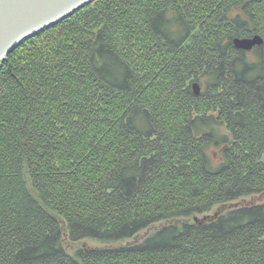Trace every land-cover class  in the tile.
I'll list each match as a JSON object with an SVG mask.
<instances>
[{
  "label": "trees",
  "instance_id": "trees-1",
  "mask_svg": "<svg viewBox=\"0 0 264 264\" xmlns=\"http://www.w3.org/2000/svg\"><path fill=\"white\" fill-rule=\"evenodd\" d=\"M254 36L264 0H96L22 42L0 264H264V42L234 47Z\"/></svg>",
  "mask_w": 264,
  "mask_h": 264
},
{
  "label": "water",
  "instance_id": "water-1",
  "mask_svg": "<svg viewBox=\"0 0 264 264\" xmlns=\"http://www.w3.org/2000/svg\"><path fill=\"white\" fill-rule=\"evenodd\" d=\"M93 2L96 0H0V64L22 42ZM263 42L260 36L235 38L234 47L238 51L252 52ZM192 85L194 94L199 96L201 86Z\"/></svg>",
  "mask_w": 264,
  "mask_h": 264
},
{
  "label": "rangeland",
  "instance_id": "rangeland-1",
  "mask_svg": "<svg viewBox=\"0 0 264 264\" xmlns=\"http://www.w3.org/2000/svg\"><path fill=\"white\" fill-rule=\"evenodd\" d=\"M93 3H94V2H93ZM91 4H92V3H91ZM82 9H83V8H82ZM75 12H76V11H75ZM247 199H249V198H247ZM247 199H246V200H247ZM263 199H264V197L262 198V200H263ZM155 228H159V227L156 226ZM155 228H154V229H155ZM150 233H152V231H150V232L148 231V235H149ZM143 234H145V233H143ZM89 243H91V244H96V243H93V242H89Z\"/></svg>",
  "mask_w": 264,
  "mask_h": 264
}]
</instances>
